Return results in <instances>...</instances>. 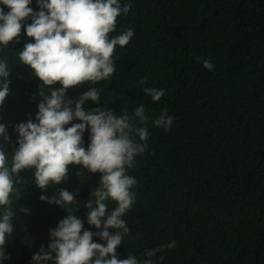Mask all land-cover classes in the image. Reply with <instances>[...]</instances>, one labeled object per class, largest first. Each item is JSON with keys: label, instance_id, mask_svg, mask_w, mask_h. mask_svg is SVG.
<instances>
[{"label": "trees", "instance_id": "trees-1", "mask_svg": "<svg viewBox=\"0 0 264 264\" xmlns=\"http://www.w3.org/2000/svg\"><path fill=\"white\" fill-rule=\"evenodd\" d=\"M120 3L131 8L127 16L117 18L116 31L109 36L129 28L134 36L128 45L116 47L113 76L66 93L77 100L95 86L101 102H86V112L111 107L116 115L124 110L132 114L143 104L151 118L146 125L134 121L137 127L146 126L150 135L144 154L127 170L137 181L132 189L136 198L122 217L130 231L117 257L134 255L142 261L146 250L161 249L151 258L155 264H264V0ZM29 7L40 10L37 0ZM31 23V17L22 22L19 42L0 45V59H7L11 71L10 94L0 106V124L7 126L10 137V143L0 147L9 163L18 147L16 125L29 118L35 122L42 100V81L19 61V51L34 43L25 31ZM204 59L214 65L212 70L203 66ZM144 87L165 94L153 102ZM162 110L174 118L167 131L153 123ZM83 141L87 149L90 129ZM20 175L18 194L12 197L15 228L5 245L10 259L2 264H35L33 255L42 246L47 250L50 230L69 213L40 197L51 198L59 189L77 193L75 214L84 229L100 231L88 224L84 206L100 185L99 172L70 165L68 179L46 190L35 185L32 170ZM107 203L110 211L118 206ZM21 206L29 212H19ZM173 241L175 246L168 248ZM93 242L106 244L98 236Z\"/></svg>", "mask_w": 264, "mask_h": 264}, {"label": "clouds", "instance_id": "clouds-1", "mask_svg": "<svg viewBox=\"0 0 264 264\" xmlns=\"http://www.w3.org/2000/svg\"><path fill=\"white\" fill-rule=\"evenodd\" d=\"M31 3L32 0H0V5L10 9L5 12L0 7V45L9 47L11 41L19 42L22 22L31 17L32 23L27 24L25 31L34 43H26L19 51V61L30 66L43 85L35 122L29 118L15 127L18 147L11 154L10 163L0 147V264L10 259L5 245L15 228L12 197L18 194L15 185L21 182L22 171L32 170L35 185L46 190L68 179L70 165H81L91 174H101L99 187L84 203L88 224L100 231L84 229V222L75 214L79 210L77 193L59 189L58 195L51 198L42 195V201L61 206L69 214L50 230L47 250L42 246L32 257L35 264L50 260L54 264H155L151 258L161 249L146 250L147 258L142 261L134 255L117 257V248L130 231L122 217L136 198L132 189L137 181L127 170L134 166L137 155L144 154L150 135L146 126L137 127L134 123L138 119L146 125L151 119L145 114V106L139 104L132 114L124 110L116 115L111 107L86 112V102H101L100 89L95 86H90L77 100L66 97L70 88L111 79L115 72L114 51L117 46L128 45L134 31L129 28L111 38L109 34L116 31L117 18L127 16L131 5H122L120 0H37L40 10L36 12L29 7ZM202 63L208 70L214 67L209 59ZM10 72L7 59H0V106L10 94ZM56 84L62 87H50ZM142 89L153 102L160 101L165 94L159 88ZM173 119L162 110L153 123L167 131ZM74 120L81 122L73 123ZM89 129L90 143L86 149L83 136ZM0 138V145L10 143L4 124H0ZM109 200L118 205L111 211ZM19 212L28 213L29 209L21 206ZM112 229L116 230L114 234ZM94 236L106 244L93 242ZM174 246V241L167 245Z\"/></svg>", "mask_w": 264, "mask_h": 264}]
</instances>
